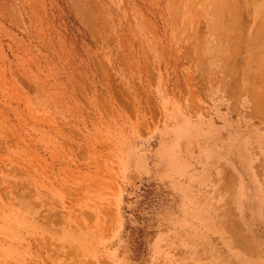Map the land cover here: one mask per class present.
I'll list each match as a JSON object with an SVG mask.
<instances>
[{
  "label": "rangeland",
  "instance_id": "obj_1",
  "mask_svg": "<svg viewBox=\"0 0 264 264\" xmlns=\"http://www.w3.org/2000/svg\"><path fill=\"white\" fill-rule=\"evenodd\" d=\"M0 264H264V0H0Z\"/></svg>",
  "mask_w": 264,
  "mask_h": 264
}]
</instances>
